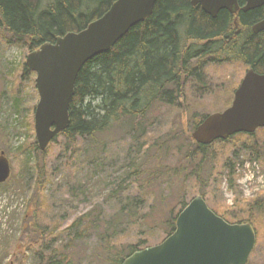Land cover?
<instances>
[{
    "label": "trees",
    "instance_id": "obj_1",
    "mask_svg": "<svg viewBox=\"0 0 264 264\" xmlns=\"http://www.w3.org/2000/svg\"><path fill=\"white\" fill-rule=\"evenodd\" d=\"M115 1L0 0V40L6 45H19L29 52L36 51L46 43L53 44L58 37L83 31L103 16ZM244 5L243 1H239L240 9ZM235 18L238 27L234 26ZM263 19L264 5L247 13L240 10L235 16L222 10L212 19L199 6L193 7L191 0H157L149 18L132 27L108 52L94 57L82 67L70 103L68 127L51 144L61 138L66 151L74 148L81 151L85 140L93 141L96 136L123 126L132 132L133 141L138 142L134 147L136 154L155 149L157 156L154 158L158 164L146 172L142 162L138 161L140 159L136 160L137 163L129 160L125 166L128 169L108 200L119 201L118 195L127 180L135 179V184L153 180L160 174V169L166 173L163 174L166 178L169 174L178 176L183 165L191 168L187 170L189 175L186 178L191 176L196 179L197 187L201 182V166L209 157L213 159V146L228 143L230 139L211 145H199L191 139L192 132L210 113L198 107L196 109V103L187 100L188 93L197 92L202 96L211 89L208 88L205 71L212 65L238 62L264 75V32L254 35L251 31L252 26ZM237 30L239 34L227 43ZM19 71L23 80L26 77L34 80L35 75L25 63L20 65ZM237 87L233 88L232 94ZM230 103L225 107H229ZM158 110H168L171 114H168L171 122L165 124H169L168 137L162 139V143H148L145 140L146 120ZM29 111L32 112L33 107ZM21 125L27 131L32 130L29 117L23 119ZM184 125L187 131L186 148L184 142H180ZM169 143L175 146L170 155L174 151L176 161L173 167H164V170L160 168L159 159ZM28 148L19 173L22 179L25 174L31 176L37 185L35 197L29 203V223L24 224V232L36 233V240L29 248L36 264H73V244L93 232L97 235V252L87 259L88 264H95L96 259H101V264H122L134 252L149 247L148 237L143 238V220L147 213L143 214L142 207L148 203L151 193L146 198L145 191H137L136 196H126L117 203L114 215L103 218L97 215L99 211L94 210L62 231L57 232L58 227L41 221L46 203L39 189L45 187L48 181L49 174L43 160L47 150L40 151L35 141ZM211 177L208 174L202 182H208ZM16 178L17 175L13 176V180ZM7 182L0 187H5ZM185 183L179 184L174 205L166 210L167 218L162 222L163 239L174 232L177 216L194 197H188ZM189 183L195 186L190 180ZM194 190L197 191V188ZM199 194L205 199V192ZM263 204L261 200L246 203L241 213L243 216L230 210L222 214L212 211L230 224H250L256 238L254 223L259 219ZM128 227L139 229L137 240L123 244L121 237L127 233ZM62 234L68 242L54 248L57 237ZM22 263L25 264V261Z\"/></svg>",
    "mask_w": 264,
    "mask_h": 264
},
{
    "label": "rangeland",
    "instance_id": "obj_2",
    "mask_svg": "<svg viewBox=\"0 0 264 264\" xmlns=\"http://www.w3.org/2000/svg\"><path fill=\"white\" fill-rule=\"evenodd\" d=\"M28 54L29 51L24 47L6 45L0 40V132L4 130L0 133V152L5 154L12 170L7 185L0 187V264H23L22 261H25V264H36L29 250L31 243L36 240V233L24 232V224L29 223V203L35 197L37 185L34 178L25 174L22 179L19 173L29 149L28 145L35 141L33 111L38 102V94L33 84L35 79L32 81L26 77L23 80L20 76L19 67L25 63ZM246 69L238 62L209 66L205 75L208 88L211 89L202 96L191 91L187 100L196 103L195 108L198 107L206 111L205 113L221 112L226 108L225 105L231 102L233 88L238 86ZM31 107L32 112L29 111ZM168 114L171 116L168 110H158L148 116L145 124V140H148V143H162V139H167L169 124H165L171 122ZM27 117L32 122L31 131L21 125V121ZM182 132L180 142H184L186 148V125L183 126ZM246 138L236 136L231 142L214 145L211 150L213 159L209 157L201 166V182L197 187L196 179L188 176L195 185L193 186L186 178V175H189L187 170L191 169L187 168V165L182 166L179 177L169 174L166 178V175H163L166 173L160 169L159 178L156 176L153 180L136 184L135 179L127 180L123 191L118 195L119 201L108 200V196L120 183L124 171L128 169L125 166L129 160L142 162L143 169L147 172L158 164L154 158L157 151L149 149L147 153L136 154L134 147L138 142L135 139L133 141L132 132L123 126L98 135L93 141L85 140L81 151L75 148L66 151L63 140L59 138L49 145L43 158L49 175L45 187L39 189L46 203L40 219L46 224L58 227L57 232L62 231L76 219L94 210L99 211L97 215L100 214L103 218L114 215L118 204L126 196H136L137 191H145L146 198L148 193H151V196L148 203L142 207L143 214L147 213L143 220V238L148 237L149 246L157 245L163 239L162 222L167 218L166 210L174 205L179 184L185 181L188 197L200 196V192H205V201L214 212L222 214L230 210L238 216H243L241 213L246 203L253 200L264 202V131L255 132L253 138L248 140L249 150L242 149L240 145ZM174 147L169 143L164 155H160V168L165 170L164 167L174 166L177 154L173 151L170 155ZM208 174L212 177L203 183L202 180ZM16 175L17 178L13 180ZM260 213L258 221L254 223L257 231L255 247L247 264H264V204ZM138 230L128 227L127 233L121 237V242H135ZM67 239L65 235H60L53 247L65 244ZM96 243L97 235L94 232L89 233L82 241L74 243L73 264H88L87 259L97 252ZM100 262L101 259L95 260V264H101Z\"/></svg>",
    "mask_w": 264,
    "mask_h": 264
},
{
    "label": "water",
    "instance_id": "obj_3",
    "mask_svg": "<svg viewBox=\"0 0 264 264\" xmlns=\"http://www.w3.org/2000/svg\"><path fill=\"white\" fill-rule=\"evenodd\" d=\"M157 0H116L99 19L79 33H68L30 52L26 68L35 74L38 103L33 114L37 147L45 151L69 124V108L76 78L94 57L108 52L135 25L153 12ZM240 0H191L215 19L222 10L236 15ZM243 13L259 9L264 0H241ZM234 25L236 21L234 20ZM254 35L264 32V19L252 26ZM264 128V75L249 69L234 92L231 106L208 115L192 132L199 145H211L239 134ZM11 168L0 153V185ZM255 245L250 224H228L215 215L202 197H195L176 218L175 230L158 245L136 251L122 264H247Z\"/></svg>",
    "mask_w": 264,
    "mask_h": 264
},
{
    "label": "flooded vegetation",
    "instance_id": "obj_4",
    "mask_svg": "<svg viewBox=\"0 0 264 264\" xmlns=\"http://www.w3.org/2000/svg\"><path fill=\"white\" fill-rule=\"evenodd\" d=\"M241 12H242V11H241ZM233 23H234V21H233ZM234 26H235V25H234ZM235 27H238V24H237ZM251 31H252V28H251ZM238 34H239V31L237 30V31L234 33L233 37H230V38L228 39V42H227V43L232 42V40H234V38H235ZM234 44H238V42H234ZM236 136H237V137H238V136H245V137H247L244 141H242V142L240 143V145L242 146V149L245 150V149L249 148V147L247 146V142H248V140H249L251 137L254 136V134H252V135H247V134H237V135L231 137V139H230L229 142H231V141L234 139V137H236Z\"/></svg>",
    "mask_w": 264,
    "mask_h": 264
}]
</instances>
